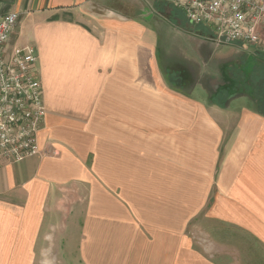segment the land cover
<instances>
[{"label": "crops", "instance_id": "1", "mask_svg": "<svg viewBox=\"0 0 264 264\" xmlns=\"http://www.w3.org/2000/svg\"><path fill=\"white\" fill-rule=\"evenodd\" d=\"M124 1L0 0L47 108L42 154L0 160V264H225L189 234L200 217L264 248V112L228 98L232 65L207 48L172 88Z\"/></svg>", "mask_w": 264, "mask_h": 264}, {"label": "built area", "instance_id": "2", "mask_svg": "<svg viewBox=\"0 0 264 264\" xmlns=\"http://www.w3.org/2000/svg\"><path fill=\"white\" fill-rule=\"evenodd\" d=\"M159 1L211 29L218 45L264 47V0ZM19 18V12L0 15V160L7 161L42 154L37 136L47 115L36 48L13 42Z\"/></svg>", "mask_w": 264, "mask_h": 264}, {"label": "rangeland", "instance_id": "3", "mask_svg": "<svg viewBox=\"0 0 264 264\" xmlns=\"http://www.w3.org/2000/svg\"><path fill=\"white\" fill-rule=\"evenodd\" d=\"M110 1L116 7L117 0ZM121 6L127 12H135V15L141 16L145 22L152 24L150 34L158 45L159 59L164 76L168 81L176 84L180 82V86H182V80L190 81L187 70L190 65L193 67V64H195L194 68H198V62L201 61L203 64L204 58L199 57V55L205 48L210 52H214L216 59L220 57L219 59L222 62L227 61L229 65L233 66L229 67L228 77L233 78L237 90L244 89L247 92L251 83H249L246 76L252 69L258 70L264 64V62L262 63L263 57L258 53L259 48L252 49V47H248L242 42L234 41L223 42L218 45L214 42L215 35L213 36L211 29H209L210 32L206 29L207 36H202L200 34L201 30L206 27L191 24L180 9L167 5L162 1L125 0L121 3ZM201 41L205 43L208 41L213 44L206 47L201 44ZM185 56L192 58V61ZM256 77L258 79L254 81V84L257 87L256 94L258 95V93H262L264 88V77L259 75ZM194 83L190 85L191 89ZM220 96H208L206 99L211 104L215 101L219 102V100L226 103V96ZM229 98L234 100L231 95ZM244 100H246V97H239L236 102H244ZM64 225L62 222L60 223L61 228ZM220 228H217L214 222L200 217L190 225L189 234L198 248L202 249L204 245H208L211 253L214 255L215 253L220 254L224 258L225 264H264V248L244 234L233 232L226 227ZM218 241L222 244H220V248L215 244ZM237 245H239V248H235Z\"/></svg>", "mask_w": 264, "mask_h": 264}, {"label": "trees", "instance_id": "4", "mask_svg": "<svg viewBox=\"0 0 264 264\" xmlns=\"http://www.w3.org/2000/svg\"><path fill=\"white\" fill-rule=\"evenodd\" d=\"M193 25H195V24H193ZM202 27L205 28V26H202ZM188 28H189V25H188ZM206 29L210 32L209 28L206 27L204 30H201V33L200 34L202 36H207L206 33H205L206 32ZM262 57H263L262 58V63H263L264 62V54L262 55ZM258 75L261 76V77H264V64L258 70L252 69V71L246 76V78H248L249 83H251L250 86L248 85L249 87H248V91L247 92L244 89L243 90L233 91L232 93L229 92L228 98H229L230 95L231 96H234V95H247V96H249L253 100L254 105L260 111L264 112V108H263V106H264V88L262 90V93L261 94L258 93V95H257L256 94L257 87L254 84V81H256L258 79L256 77ZM189 76H190V81L182 80V86H180V82L176 84V83H174L172 81H169V84H170V86L172 88H175L177 90L178 89H181L182 91L186 92V90L190 88V85L194 83V79L192 78L191 73L189 74Z\"/></svg>", "mask_w": 264, "mask_h": 264}]
</instances>
